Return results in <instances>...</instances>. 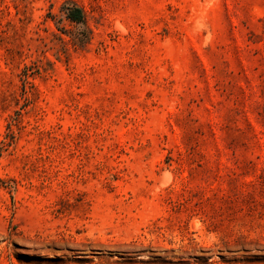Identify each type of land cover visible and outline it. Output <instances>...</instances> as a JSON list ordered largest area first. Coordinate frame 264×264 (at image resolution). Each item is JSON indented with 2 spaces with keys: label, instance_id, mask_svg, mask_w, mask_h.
<instances>
[{
  "label": "rangeland",
  "instance_id": "1",
  "mask_svg": "<svg viewBox=\"0 0 264 264\" xmlns=\"http://www.w3.org/2000/svg\"><path fill=\"white\" fill-rule=\"evenodd\" d=\"M0 264H264V0H0Z\"/></svg>",
  "mask_w": 264,
  "mask_h": 264
},
{
  "label": "trees",
  "instance_id": "2",
  "mask_svg": "<svg viewBox=\"0 0 264 264\" xmlns=\"http://www.w3.org/2000/svg\"><path fill=\"white\" fill-rule=\"evenodd\" d=\"M68 17L75 21H82L83 19V13L80 7H74L72 8L69 13Z\"/></svg>",
  "mask_w": 264,
  "mask_h": 264
}]
</instances>
